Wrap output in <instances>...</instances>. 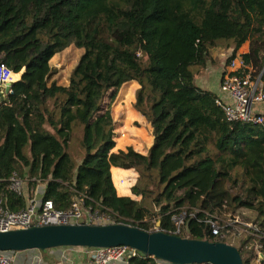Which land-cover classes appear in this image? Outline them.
<instances>
[{
    "label": "trees",
    "instance_id": "16d2710c",
    "mask_svg": "<svg viewBox=\"0 0 264 264\" xmlns=\"http://www.w3.org/2000/svg\"><path fill=\"white\" fill-rule=\"evenodd\" d=\"M245 41L235 73L264 79V0H0V64L23 72L0 101V198L12 211L32 199L9 189L15 172L55 209L82 197L113 223L149 231L159 222L264 264V126L227 120L195 84L211 51ZM69 46L81 53L67 83L48 80ZM128 81L154 138L145 154L112 151V103ZM112 166L136 171L138 200L116 193ZM130 264L165 263L138 254Z\"/></svg>",
    "mask_w": 264,
    "mask_h": 264
},
{
    "label": "built area",
    "instance_id": "2783aa9c",
    "mask_svg": "<svg viewBox=\"0 0 264 264\" xmlns=\"http://www.w3.org/2000/svg\"><path fill=\"white\" fill-rule=\"evenodd\" d=\"M229 67L230 72L222 76L219 84L222 96H217V103L222 108L224 117L230 121H244L264 126V115L254 110L255 104L264 103V79L253 76L251 69H248L246 73H235L245 68L240 58H232ZM13 75L16 76L13 77ZM21 77L22 70L13 72L0 64V88H5L7 83L17 81ZM8 184L11 191L17 195H23L24 180L17 173L11 174ZM81 218L87 224L113 223L109 215L86 208L82 197L75 199L67 210L55 209L51 200L41 198L29 200L23 209L17 211L10 210L5 200L0 198V231L22 229L32 225L74 224ZM181 223L180 219L176 221V233ZM242 223L244 228L253 229L251 224ZM155 229L157 226L154 225L153 230ZM211 232L213 235H219V228L215 222H212ZM222 237L223 235H220V238ZM59 248H64V255L57 259L58 264L65 262L75 264L79 254L86 257L89 262L87 264H130V259L140 254L125 245ZM15 256L14 253L8 254L7 251L0 250V264H14Z\"/></svg>",
    "mask_w": 264,
    "mask_h": 264
},
{
    "label": "water",
    "instance_id": "95a60500",
    "mask_svg": "<svg viewBox=\"0 0 264 264\" xmlns=\"http://www.w3.org/2000/svg\"><path fill=\"white\" fill-rule=\"evenodd\" d=\"M10 84H6V92ZM4 93L0 89V101L5 97ZM156 226L157 229L147 231L123 223L87 224L83 218L74 224L32 225L22 229L0 231V250L34 249L44 255L48 249L66 246L125 245L165 264H243L238 249L231 244L181 237L158 229L159 222Z\"/></svg>",
    "mask_w": 264,
    "mask_h": 264
},
{
    "label": "crops",
    "instance_id": "0c3cea01",
    "mask_svg": "<svg viewBox=\"0 0 264 264\" xmlns=\"http://www.w3.org/2000/svg\"><path fill=\"white\" fill-rule=\"evenodd\" d=\"M248 48L249 41H245L237 50L229 47L211 51L213 55L212 61L210 59L204 67L198 70L195 77V84L221 97L219 84L222 76L226 72H230L229 63L231 59H228L234 51V58H240V55L247 52ZM64 83H67V79ZM138 87L139 85L135 81L124 83L116 96L115 102L112 104V113L115 121L113 139L115 145L112 148L113 152L126 150L130 147L138 153L145 154L153 143L154 138L151 134L150 124L146 121L144 116L133 107L135 91ZM2 91L5 92V88H3ZM254 110L256 113L264 115V103L255 104ZM110 173L116 193L119 196H128L138 200V197H135L131 193V188L137 177V173L134 169H123L112 166L110 168ZM42 192V186H37L36 189L31 192L33 195L32 199L40 200L42 198ZM63 249L64 248H52L47 251L45 255H41L36 250L20 251L16 254L15 261L17 258H20L21 264H58L57 259H60L59 257L64 255ZM87 262L86 257L79 254L75 264H87ZM63 264L68 263L65 262Z\"/></svg>",
    "mask_w": 264,
    "mask_h": 264
},
{
    "label": "rangeland",
    "instance_id": "374dc122",
    "mask_svg": "<svg viewBox=\"0 0 264 264\" xmlns=\"http://www.w3.org/2000/svg\"><path fill=\"white\" fill-rule=\"evenodd\" d=\"M80 53H81V51L78 48H76L74 46H69L68 48H66L62 52L56 54L50 62L51 69H50V72L48 74L47 79L48 80H57L59 82L64 83L66 81L67 76L70 73L71 69L76 64L78 57L80 56ZM120 88H119V90H120ZM0 89H3V88H0ZM119 90H118V92H119ZM118 92H117V94H118ZM115 99H116V97H115ZM107 102H108V95H106V98L104 101V106ZM114 102H115V100H114ZM33 191L34 190L29 189L28 184L26 182H24L25 196H30L31 192H33ZM34 195H36V194H34ZM236 221L241 222L243 220L241 217L240 218L236 217ZM155 226H156V223H155ZM150 230H153V227ZM32 250H34V249H32ZM49 250L50 249H48L46 251H49ZM18 252H20V251H7L8 254H13V253L17 254ZM44 258L47 259L46 257H44ZM47 261H49V260L47 259ZM14 264H21L20 258H17V260L14 262Z\"/></svg>",
    "mask_w": 264,
    "mask_h": 264
},
{
    "label": "bare ground",
    "instance_id": "6f19581e",
    "mask_svg": "<svg viewBox=\"0 0 264 264\" xmlns=\"http://www.w3.org/2000/svg\"><path fill=\"white\" fill-rule=\"evenodd\" d=\"M16 76V75H13V77Z\"/></svg>",
    "mask_w": 264,
    "mask_h": 264
}]
</instances>
